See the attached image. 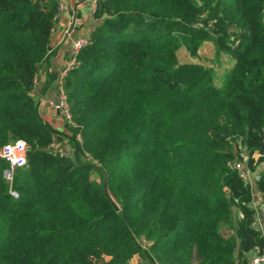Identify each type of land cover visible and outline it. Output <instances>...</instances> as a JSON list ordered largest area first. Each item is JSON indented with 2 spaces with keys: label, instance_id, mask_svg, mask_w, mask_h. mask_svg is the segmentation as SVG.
<instances>
[{
  "label": "trees",
  "instance_id": "trees-1",
  "mask_svg": "<svg viewBox=\"0 0 264 264\" xmlns=\"http://www.w3.org/2000/svg\"><path fill=\"white\" fill-rule=\"evenodd\" d=\"M57 15L56 0H0V146L27 144L16 197L0 161V264H243L264 249L229 165L239 139L264 217V0H95L63 81L67 132L34 91ZM205 42L232 62L220 78L178 60Z\"/></svg>",
  "mask_w": 264,
  "mask_h": 264
},
{
  "label": "crops",
  "instance_id": "crops-1",
  "mask_svg": "<svg viewBox=\"0 0 264 264\" xmlns=\"http://www.w3.org/2000/svg\"><path fill=\"white\" fill-rule=\"evenodd\" d=\"M93 2L94 0H62V8L58 11L55 27L52 34L51 51L53 56L50 58V64H42L37 72L35 79V95L39 103V110L42 118L46 120L50 125L63 132H67L66 122L62 119L56 111L48 104V99L56 96L57 76L59 71L64 67L67 61L71 58V44L72 40L77 36H88V33L96 26L97 22L92 16L93 13ZM74 11V22L71 23V14ZM210 43L213 52L215 53L214 46L211 42H205L204 44ZM209 46V47H210ZM208 47V46H207ZM228 61V60H227ZM225 68L229 69L232 62H227ZM225 69V70H226ZM55 73V79L51 81L48 88L41 93V87L43 86L48 72ZM64 153L68 156H72L73 152L68 145H62ZM242 156H246L243 152ZM253 192V191H252ZM255 194L252 193V203L255 212V219L253 226L260 228L264 234V217L262 209L256 203L254 198ZM133 257L130 260V264L134 263Z\"/></svg>",
  "mask_w": 264,
  "mask_h": 264
},
{
  "label": "built area",
  "instance_id": "built-area-1",
  "mask_svg": "<svg viewBox=\"0 0 264 264\" xmlns=\"http://www.w3.org/2000/svg\"><path fill=\"white\" fill-rule=\"evenodd\" d=\"M58 2V11L62 8V0H56ZM95 7V0L93 2V9ZM71 14L70 22H74V11ZM88 42L87 37L78 36L77 38L72 40L71 44V58L67 61V63L62 67L57 76V92L54 98H57V104L54 102V98L48 99V104L58 113V115L63 118L69 120L70 114L68 109V104L66 100V95L63 89V81L64 77L67 75L68 71L73 67L75 63V55L78 51L86 45ZM51 147H55L54 144H51ZM63 154H65L63 152ZM27 156V144L22 139H16L12 142L6 143L0 146V161L6 163V167L2 171L3 179L9 185V194L12 197L17 196V192L12 188L11 184L13 182L14 170L17 167H22L26 163ZM247 156H243L242 162H238L233 160L229 163V165L236 171L238 176L250 186L251 193L254 192L256 203L262 208L260 193L256 187V181L259 178L260 170L251 171L246 167ZM253 191V192H252ZM252 203V201H251ZM239 216L241 214L239 213ZM260 229V228H259ZM264 236V234H263ZM146 243L142 241V245L144 246ZM133 264V263H132ZM243 264H264V249H261L258 246H255L252 249L251 254L247 257Z\"/></svg>",
  "mask_w": 264,
  "mask_h": 264
},
{
  "label": "rangeland",
  "instance_id": "rangeland-1",
  "mask_svg": "<svg viewBox=\"0 0 264 264\" xmlns=\"http://www.w3.org/2000/svg\"><path fill=\"white\" fill-rule=\"evenodd\" d=\"M210 45H211L210 43L204 44V46L199 49L198 55L196 58H191L183 48H180L177 52L179 62L193 61V62L202 63L207 66H212L214 69V73L216 75L215 78H220L225 72V69H226L225 64L227 63V58L223 55L220 57V61L222 65L219 67L218 66L219 61L215 60V54L213 52V48H211ZM235 143H236L237 153L239 155H238V158L234 160L238 162H242L243 156L241 154L243 153V150H242L241 142L239 139H237ZM257 211L258 209L256 208L255 212L257 213ZM133 264H147V263H145L143 260L141 261L139 259H134Z\"/></svg>",
  "mask_w": 264,
  "mask_h": 264
},
{
  "label": "water",
  "instance_id": "water-1",
  "mask_svg": "<svg viewBox=\"0 0 264 264\" xmlns=\"http://www.w3.org/2000/svg\"><path fill=\"white\" fill-rule=\"evenodd\" d=\"M148 19V18H147ZM54 102L57 104V98H54ZM217 135H220L224 138H227L229 136V132H225V131H217L216 132ZM103 190H104V193L106 194V196L109 198L108 194H107V189H106V186H105V183L103 185ZM249 205H251V202L248 203ZM103 261V260H102ZM101 261V262H102Z\"/></svg>",
  "mask_w": 264,
  "mask_h": 264
}]
</instances>
